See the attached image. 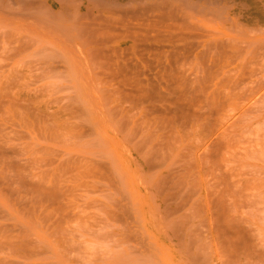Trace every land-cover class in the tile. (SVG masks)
Here are the masks:
<instances>
[{
  "label": "rangeland",
  "instance_id": "374dc122",
  "mask_svg": "<svg viewBox=\"0 0 264 264\" xmlns=\"http://www.w3.org/2000/svg\"><path fill=\"white\" fill-rule=\"evenodd\" d=\"M212 24L100 50L0 17V264H264V32Z\"/></svg>",
  "mask_w": 264,
  "mask_h": 264
},
{
  "label": "bare ground",
  "instance_id": "6f19581e",
  "mask_svg": "<svg viewBox=\"0 0 264 264\" xmlns=\"http://www.w3.org/2000/svg\"><path fill=\"white\" fill-rule=\"evenodd\" d=\"M4 16H8L10 18H12V17H23L26 19L27 18L33 19V24H39L40 26H43L46 30L50 31L51 33H53V34L55 33L54 35L57 38L58 37L59 38L64 37L66 39L73 40L75 42L80 41V43L83 41L88 42V40H89L90 42L94 41V43H96L98 45L100 44L98 42H102V43L106 42L104 44L107 45L106 39H109V37L113 36L114 44H118L120 47H122L124 44H126L129 41H131L130 45L132 47H135L136 46L134 44L135 42H132V40L133 39L135 40V38L138 36H141V37L144 36L145 38H148L150 35H153L152 38L154 37L156 39V38L160 37L162 34L164 35L165 33L171 34V35L173 33L175 35V33H176V34L181 35V37L183 39L184 38L185 39H188V38L191 39V37L198 38V37H194V36H198L200 34H205L207 32H209V35H212L210 33V30L214 26L212 23H214L218 28L228 27V28H232L233 30H234V28H239V29L244 28V29H249L250 32H251V29L253 31L254 30L260 31L261 30V32H264V0H0V17H4ZM2 26H3L2 29L5 30L4 24H2ZM8 27H9V25H8ZM239 29H238V31H239ZM6 30L3 33H6V32L8 33V31H6ZM9 30H10V27H9ZM212 31H213V29H212ZM238 31L236 29L237 34H238ZM244 31H242V32H244ZM213 32H215V31H213ZM216 32H217V30H216ZM242 32L240 30L239 33L241 34ZM3 33L1 32V34H3ZM207 34H205V35L207 36ZM243 34H246V33L244 32ZM247 34H249V33H247ZM5 35L9 36V34H5ZM26 35H28V34H26ZM0 36H2V39L6 38V37L5 38L3 37L4 34L0 35ZM29 36H31V34H29ZM27 37L25 36L24 40L22 38L21 39L23 41H25V38H27ZM35 37H36L35 38V41H36L37 36L35 35ZM175 37H176V35L174 36V38ZM177 37H179V39H180V36H177ZM199 37H201V36H199ZM16 38H18V37H16ZM16 38L14 37V39H16ZM182 38L180 40H182ZM227 38H229V37H227ZM27 39H26V41L28 43H26V41H25V43L28 45L29 41ZM32 39H34V37ZM144 39L142 42H144ZM232 39H234V38H232ZM261 39H264V38H261ZM11 40L13 41V39H11ZM17 40H19V39H17ZM39 40H40V42H42V41L45 42L46 38H45V40H42V39H39ZM141 40H142V38H141ZM3 41H5V42H3ZM3 41L2 42L4 44H7L9 42L8 41L6 43V40H3ZM30 41H32V40H30ZM110 41H111V39H110ZM230 41H232V40H230ZM237 41L238 40L236 39L235 42H237ZM256 41H254V43ZM262 41L260 42V43H262L261 46L264 45L263 44L264 40H262ZM11 42H9L8 44L14 43V42L13 43H11ZM18 42H20V40L17 41V43ZM37 42L40 43L38 40H37ZM193 42L195 43V41H193ZM206 42L208 43V41H206ZM250 42L253 43V41H249V43L245 41V46L247 44H249V46H250L251 45ZM21 43H22V41L19 44H21ZM32 43H34V42H32ZM32 43L30 42L29 46ZM108 43H109V40H108ZM199 43H201V42H199ZM238 43H239V41H238ZM243 43H244V40L243 41L240 40V45H242ZM26 44H25V46H27ZM46 44L47 43H45V45ZM52 44L53 43H50L49 46H51ZM184 44L186 46H189V45H187V42H185V41H184ZM189 44L191 45L192 42ZM85 45H87V44L85 43ZM101 45L102 44H100L99 48H100V50H103V48H101V47L104 45H102V46ZM150 45H151V43H150ZM156 45H158V44H156ZM212 45L214 46V44H212ZM212 45H211V47H212ZM228 45L225 46L224 50H226V47ZM230 45L233 46V42H232V44L230 43ZM9 46L13 47L14 45H9ZM22 46H23V44H21L20 45L21 48L25 47V46H23V47ZM83 46H84V43H83ZM142 46H143V44H142ZM169 46H170V44H169ZM181 46H182V44H181ZM219 46H220V44H219ZM242 46H244V44ZM249 46L247 45L246 49ZM254 46L260 47V44L254 45ZM51 47H53V46H51ZM51 47H49V48H51ZM76 47H77V45H76ZM190 47L191 46H189V48ZM195 47H196V45H195ZM240 47L241 46H239V48ZM258 47H257V49H259ZM4 48H2V49H4ZM7 48H9V47H7V45H6L5 53H7L6 51L10 52L11 50H13L16 55H17V53L15 52L16 50L19 53V49H17V48L13 49L10 47L11 50H7ZM28 48L29 47L27 46V49ZM53 48H51V49L53 50ZM91 48L93 49L92 46H91ZM91 48L89 47V49H91ZM147 48H150V47H147ZM154 48H155V46L153 47V51L154 52L157 51V50H154ZM207 48H208V46H207ZM207 48H206V52L209 50V48L208 49ZM235 48H237V46ZM241 48H243V47H241ZM241 48L239 49L240 51H241ZM252 48H250L249 53L251 52V50L255 49V48H253V49ZM38 49H40V48H38ZM55 49H57V47H55ZM97 49L95 47V50H97ZM155 49H157V48H155ZM183 49L186 50V48H183ZM257 49H256V52L258 51ZM260 49H262L264 52V49L262 47ZM20 50L22 51V49H20ZM41 50H44V49H41ZM52 50H51V52H52ZM76 50L80 51L78 49H76ZM98 50L96 52L99 53ZM128 50H129V46H128ZM128 50H126V52H128ZM175 50H176V48H175ZM224 50H222L224 55H222L223 53L220 54L222 51L218 50V52H220L219 54L221 56L219 55L217 57L224 56L223 58L225 59L226 58L225 56H227V58H228V56H231L229 54L226 55ZM236 50L237 49L232 50V51L234 52ZM239 50H237L238 52L236 51L237 52L236 55L240 52ZM36 51L38 52L39 50H36ZM94 51H92V52H94ZM104 51H105V49H104ZM142 51H145V47H144V50L142 48L141 52ZM166 51H167V49H166ZM172 51L173 50H170V52H172ZM242 51L246 52V50H244V49H242ZM33 52L36 53L34 50H33ZM57 52L59 54L58 49H57ZM146 52H148V51H146ZM177 52H176V55H174V56H176V58H179V57H177L178 56ZM189 52L190 51L188 50L187 53H189ZM206 52H204V53H206ZM62 53H60V55ZM107 53H109V52H107ZM184 53L185 52H183V54ZM187 53H185V54H187ZM226 53H228V52H226ZM4 54L0 53V55H4ZM104 54H105V52H104ZM111 54H109V55L111 56ZM129 54H128V56H129ZM141 54H140V57H141ZM159 54H160V52L157 55H159ZM168 54H169V50H168ZM208 54L210 55L209 52H208ZM208 54H207V56H208ZM241 54L242 53H240V56H237V57H241L242 55H245V54H242V55ZM98 55L100 56L102 54H97V56ZM105 55H106L105 57H107V58L109 57V55L108 56H107V54H105ZM138 55H139V53H138ZM154 55H155V53H154ZM234 55H235V53H234ZM11 56L12 55L9 54V55H7V57L5 56V58L7 59L9 57V59H10ZM102 56L104 57V55H102ZM144 56H146V55H144ZM149 56L151 57V55H149ZM204 56H206V54ZM63 57H64L63 60L65 61L66 60L65 56H63ZM160 57H161V54H160ZM203 57H201V58L204 59L205 57L204 58ZM208 57H210V56H208ZM60 58L62 60V57H60ZM60 58H59V60H60ZM83 58H85V57H83ZM89 58H90V61H93V62L98 60V58H96L97 60H94V58H93V60H91L92 58L90 56H89ZM152 58L153 57H151V59ZM157 58H158V56H157ZM197 58H198V56H197ZM201 58L198 59L199 65L201 64L200 62L202 61ZM130 59H132V58H130ZM146 59H144V60H146ZM186 59L191 60L190 56H189V59L187 57H186ZM200 59H201V61H200ZM84 60H86V58ZM110 60L111 59H109L107 61H110ZM182 60H183V57H182ZM207 60H209V58ZM218 60H219V58H218ZM232 60L234 61V59H232ZM98 61H97V63H100ZM135 61H137V60H135ZM173 61H174V63H176L175 60H172L171 63H173ZM210 61H212V60H210ZM213 61H215V60H213ZM219 61L221 62V60H219ZM229 61H230V59H229ZM52 62H53V60H52ZM54 62L56 63L57 61H54ZM93 62L91 64L94 65L95 63H93ZM105 62H106V59H105ZM151 62H153V61H151ZM151 62H150V64H151ZM188 62H191V61H188ZM86 63H87V61H86ZM97 63L95 65H99ZM154 63H155V61H154ZM160 63H159V65H161ZM168 63H170V62H168ZM204 63L207 64V62H204ZM108 64L110 65V63H108ZM150 64H148V65H150ZM190 64H193V61ZM212 64H213V62H212ZM216 64H217V62H216ZM68 65H69V63H68ZM86 65L88 66L89 64H86ZM101 65H102V63H101ZM218 65H219V63H218ZM210 66H211V64H210ZM117 67H118V65H117Z\"/></svg>",
  "mask_w": 264,
  "mask_h": 264
}]
</instances>
